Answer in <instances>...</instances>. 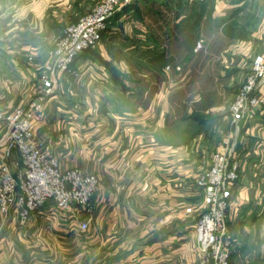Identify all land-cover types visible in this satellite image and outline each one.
<instances>
[{"label": "crops", "instance_id": "1", "mask_svg": "<svg viewBox=\"0 0 264 264\" xmlns=\"http://www.w3.org/2000/svg\"><path fill=\"white\" fill-rule=\"evenodd\" d=\"M177 3L185 4L186 15L160 2L158 9L141 10L143 6L134 4L131 9L140 15L127 17L126 12V17L112 20L102 36L104 44L82 54L71 71L60 73L53 93L41 101L35 132L63 170L78 167L98 176L92 216L84 221L96 225L100 247L111 246L112 254L128 257L133 251L145 252L147 264L197 261L192 229L203 195L196 181L203 167L209 168L216 149L208 126L226 120L240 89L235 75L241 76L243 63L257 49L264 25V0ZM86 10L87 0H0V110L10 114L43 98L44 64L61 29ZM194 29L218 41H207L204 51L194 53L200 41ZM241 47L244 54H237L234 50ZM211 52L220 57L223 77L213 78ZM187 60L194 62L191 69L179 73L174 67ZM119 98L126 107L118 106ZM177 114L193 118L195 138L184 140L181 133L178 140L168 139L179 129ZM123 117L131 124L121 125ZM254 122L261 124L257 123L256 136L242 135L240 178L230 190L231 264H264V107ZM246 126L253 133L251 124ZM3 151L0 147V162ZM12 163L16 174L23 170L17 152ZM54 211L48 205L32 215L27 230H37V218L57 221L52 219ZM61 214L75 223L88 216ZM7 218L18 219L14 213ZM125 236L136 237L131 252L115 248Z\"/></svg>", "mask_w": 264, "mask_h": 264}, {"label": "built area", "instance_id": "2", "mask_svg": "<svg viewBox=\"0 0 264 264\" xmlns=\"http://www.w3.org/2000/svg\"><path fill=\"white\" fill-rule=\"evenodd\" d=\"M131 1L99 0L89 14L63 31L52 51L53 61L44 69L43 98L10 114L0 111V124H3L0 147L4 150L0 162L1 214L9 216L14 213L21 221L27 222L48 205H53L61 213H72L74 217L92 213L91 200L100 190L99 178L78 167L63 170L60 160L37 140L36 124L42 112L41 101L53 93L57 76L68 70L85 50L99 42L108 21ZM202 47L198 41L193 52L198 53ZM263 107L264 51L254 59L252 72L230 107L234 130L220 145L209 170L196 181L206 203L192 229L197 264H231L227 218L232 205L230 190L240 178L241 162L236 151L240 131L244 130L241 124L244 123L245 132L248 131L250 126L246 124L253 123ZM15 152L24 167L17 174L12 163ZM89 222H82L84 229Z\"/></svg>", "mask_w": 264, "mask_h": 264}, {"label": "rangeland", "instance_id": "3", "mask_svg": "<svg viewBox=\"0 0 264 264\" xmlns=\"http://www.w3.org/2000/svg\"><path fill=\"white\" fill-rule=\"evenodd\" d=\"M98 1L99 0H87V10L84 14L80 15L77 22L82 17L89 14L92 11V9L95 7V5L98 3ZM160 2H162V3L166 2L169 4L175 5L177 7L178 11H181V14H183V15L187 14V12L185 10L183 11V9H182L183 7H185V4H182V5L178 4L177 0H154L153 2H152V0H132L125 7L130 8L132 5L134 6V4H135V6H137V5L143 6V7H140V8H142L141 10H143V8H145V7H150L151 9H153L152 6L154 7V9H158L160 7ZM199 10H201V9H199ZM156 11H159V10H156ZM167 12L169 14H172V12L169 10H167ZM195 12L196 11L194 10L193 13H195ZM115 15L108 21L107 29H106V31H104L102 33V36H103V34H105L108 31V28H109L112 20L115 19L114 18ZM131 15H140V11L136 12V11H134V9L133 10L129 9L127 17H129ZM125 17H126V14H125ZM190 17H192V15ZM77 22L70 23V24L66 25L65 27H62L61 32H60V36L57 38L55 46L57 45V43L61 39L63 31L67 27L74 25ZM183 23L184 22L182 20L181 24H183ZM195 30L196 29H194L193 33H195V35H197V41L200 40V42L202 43V46H203L202 49L198 51V53L201 52L203 49L205 50L204 44L207 41H210V44H214L215 42L218 41V38L216 36H210L209 34L205 33L203 30H200L198 32H196ZM260 30L262 31V33L259 36L260 37L259 40L256 41V48L257 49H254L253 51L250 50L252 52L250 53V55H248L246 61L243 63V66L241 67L242 71H243V72H241L242 73L241 76L238 73L235 75L234 82L235 83L238 82L237 85L240 89H238V92L236 93V95L234 94L235 97L231 101L230 106L228 108V111L224 117V119H226V120H223L222 124L210 123L208 126V133L209 134L213 133L210 135L214 140V143H212V144L216 148V149L214 148L215 150H213L212 154H211V158H210L211 164L213 162V157H214L215 153L217 152V150L220 149V147H221L220 145H222L223 142L226 140V138H227L226 136H228L229 133L234 130L233 126L231 125L230 107H231L232 103L234 102L236 96L238 95L239 91L244 86V84L247 80V77L252 72L254 59L264 51V25L260 28ZM102 36H101L99 42L95 46H93L90 49L85 50L82 54H84L87 51L98 50L99 47L104 44V42L101 41ZM55 46H54V48H55ZM221 48L223 49L226 47H221ZM243 48L244 47H241L239 49L236 48L234 51H236L237 54L239 52L244 54L245 51H243ZM53 49H52V51H53ZM52 51L49 54V57L44 64V69L47 67V65H50L53 61ZM211 54H212L211 57L213 60L211 63L216 65L214 67V72H213L214 77L213 78L223 77L225 75V70L223 67L218 66L221 63L218 59L220 57H218V55H216L214 52H211ZM81 55L77 59H75L74 62L69 66L68 70H66L64 72L71 71V67L81 57ZM197 61L198 60H195V64L197 63ZM185 62H186L185 64H184V61L180 62L179 66H176L174 68L179 73H182V72L185 73V71L187 72L188 70L191 69L190 67H192V63H194V62H192V60L191 61L187 60ZM199 62H200V60H199ZM170 66H172V65H170ZM220 66H222V65L220 64ZM73 71L74 70H72V73H73ZM58 76H57V78H58ZM183 76H184V74H183ZM181 77L182 76L178 77L177 81H178V79L180 80ZM173 78H174V76H173ZM78 80H80V79H78ZM42 82H43V79H42ZM220 83L222 85H225L226 82L220 81ZM183 85L184 84H182V86ZM173 88H171V90ZM119 104L122 105L123 107H126L125 102L121 98H119L118 106H120ZM0 111H2V110H0ZM2 112H4V111H2ZM6 114H8V113L6 112ZM179 116H180V114H177V116L174 117L175 119H177V123L180 124L179 126L177 125V128L179 127V129L177 132L171 133V135L168 136V139L178 140V139H180L179 135L181 133L183 134L184 140L195 138L194 133H195V130L197 129V124L192 121L193 118L192 117L179 118ZM127 119L128 118L123 117L120 120L121 125H123V126L124 125H130L131 123L128 122ZM174 121L175 120L173 119V122H172L173 124H174ZM257 123L258 122L251 123L253 133H251V131L245 132V128H247V127H245L244 123L241 124V128L244 126V130L240 131V135H239V139H238V146H237V151H236L237 157L240 160V162H241V157H240L241 155H240V151H239V144H240L241 138L244 137L242 135L245 132V137H244L245 139H249V138H247V136L248 137H251L252 135L256 136L257 134L255 132H256V128H257ZM173 124L171 125L172 128H173ZM258 124H261V123L259 122ZM215 126H216V130H213L215 128ZM169 127L170 126H168V129H169ZM261 130H262V128L260 129V132H261ZM260 137H261V135H260ZM262 141H264V138L261 139V142ZM261 142L259 141V143H258V147H260V148L263 147ZM211 164H210L209 168L211 167ZM209 168L207 165H205L203 167V170H205V169L206 170L203 171L201 175L199 173L198 178L200 176H202L205 172H207L209 170ZM240 173H241V168H240ZM93 174H95V173H93ZM200 193L203 195V192L201 190H200ZM91 203H92V200H91ZM201 205H202L201 209H200L201 211L199 212L200 214L206 208L205 197L203 198V204H201ZM55 211L57 214L52 216V219H57V221L52 222L50 219L47 220V219L37 218V220H39L37 222L38 228L36 231L35 230L33 231L34 233L30 232V229L27 230V225H28L27 223L29 220L27 222H23L18 218L14 221L13 220L14 218H13L10 221L9 218H7L8 216H5V215L0 213V264H147V261H149V259L145 256V252L143 253L142 251H138V250L135 252L133 251L131 253L133 256H129V257L127 255H125L126 253L121 254V253H117L115 251L113 254H116V253L117 254L113 255L112 251H111V249H112L111 246H108V247H106V249L103 250V248L100 247V244L97 240V227H96V225L95 224L91 225L92 222H89L88 227H86V229H84L85 226L82 224V222H85L84 220L86 218L92 216L91 214L86 216L81 221V223H79V222L75 223L73 221L74 219L71 220L70 216L67 218L68 215H66V214L62 215L61 212H59L57 209H55ZM53 214H55V213H53ZM198 214H196V215H198ZM15 224L18 225L19 228H17ZM227 226H228V224H227ZM229 237H230V235H229V233H227L228 243L230 242ZM123 238H124L123 239L124 241L120 240V244L116 245L115 248L119 249L120 252H122V251H128V252L130 251L131 252V250L133 248H135L132 245H133L134 239L136 237L130 238L131 240L127 239L128 237H126V236ZM194 239H195V236H194ZM112 240H107V241L110 243ZM195 243H196V241H195ZM194 249H195V246H194ZM136 254H138V255H136ZM231 257H232V249H231ZM193 264H197V261H194Z\"/></svg>", "mask_w": 264, "mask_h": 264}, {"label": "trees", "instance_id": "4", "mask_svg": "<svg viewBox=\"0 0 264 264\" xmlns=\"http://www.w3.org/2000/svg\"><path fill=\"white\" fill-rule=\"evenodd\" d=\"M129 9H131V7H130V8H129V7H125V8H123L120 12H118V13L115 15L114 18H118V17L122 16L123 14H125L126 12H128ZM76 22H77V21H76ZM74 23H75V22H74Z\"/></svg>", "mask_w": 264, "mask_h": 264}]
</instances>
